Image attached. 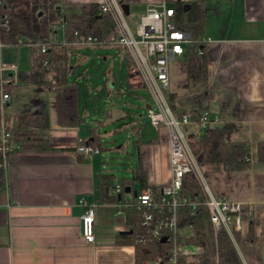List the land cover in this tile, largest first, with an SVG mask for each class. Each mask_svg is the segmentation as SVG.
<instances>
[{"label": "crops", "instance_id": "0c3cea01", "mask_svg": "<svg viewBox=\"0 0 264 264\" xmlns=\"http://www.w3.org/2000/svg\"><path fill=\"white\" fill-rule=\"evenodd\" d=\"M160 1L119 0L128 7V15L124 17L137 23L150 5ZM166 1L173 7L177 0ZM180 1L203 5L204 36L210 39L205 48L208 80L206 88L198 94L172 101V112L180 117L200 109L207 111L219 119L217 127H228V141L249 144L250 167L247 170L226 172L215 164L199 169L215 197L241 203V231L237 239L243 263L264 264V161H258L256 154L257 145L264 143V0ZM58 2L62 18L73 24L82 20L83 5L100 6L102 0ZM113 26L109 16L99 13L95 33L100 44L73 48L68 83L60 90H49L38 85L39 81L37 84L17 81L11 86L4 116L46 115L49 148L28 151L15 142L14 151L6 159L5 186L0 191V264L134 263L133 244L123 242L120 237L130 232L129 224L115 214L112 202L97 200L96 177L109 174L114 176V182L119 178L105 168L106 162L99 156L101 152L90 157L76 152L92 137L99 140L102 151L99 130L107 126V118L122 132L134 133L139 141L141 122L146 118V93L137 79L129 75L127 54L110 38ZM71 28L55 27L49 42L64 45L70 38ZM31 48L38 58V50ZM86 58L93 63L101 62V66L110 58L120 59L125 65V73L119 74V85L113 78L108 80V84H114L112 91L107 88L108 94L113 97L115 92L118 104L114 102L117 108L114 112V105L110 104L102 121L98 120L99 114L97 118L91 117L85 101L81 105L77 79L84 75V72L79 73V68ZM31 65L34 69L38 67L29 59L28 69L18 76L27 74ZM186 66L187 54L170 66L169 94L182 96L187 92L184 88ZM53 80L49 74L44 84ZM157 133L158 137L150 143L142 142L141 146L136 143V155L140 154L147 184L161 187L170 176L168 141L164 129H157ZM140 191L134 184L123 199H132ZM82 199L98 205L92 244L82 237Z\"/></svg>", "mask_w": 264, "mask_h": 264}, {"label": "built area", "instance_id": "2783aa9c", "mask_svg": "<svg viewBox=\"0 0 264 264\" xmlns=\"http://www.w3.org/2000/svg\"><path fill=\"white\" fill-rule=\"evenodd\" d=\"M2 0H0L1 8ZM102 15L109 16L113 21L111 40L122 47L131 60V72L142 89L148 102L146 118L156 129H164L167 133L169 157V181L160 187L156 195L149 189L141 190L132 199H122L113 203L115 214L127 220L129 212L135 213L138 225L148 237V240H162L169 246L167 255L157 257L149 264H200L207 260L203 243L206 236L198 231V243L187 241L183 244L178 240L177 213L181 206L192 210L204 207L208 214V237L215 246L217 264L218 234L225 231L230 242L235 246V234L241 231V203L232 202L226 197H215L203 181L199 166L189 148L186 135H190V128L195 126L197 133L208 128L217 127L219 119L207 111L201 113L196 121L190 115L176 117L167 101L169 94L170 66L180 60L191 48L190 34L177 27L174 22V9L166 1L161 0L157 5H150L140 18L136 33L133 35L127 25L119 0H102L100 4ZM8 25V19L0 11V29ZM69 22L64 20L59 28L66 29ZM72 29V28H71ZM207 46L210 39L203 40ZM100 44V41L90 36L78 33L74 29L64 45L73 48H87ZM0 47H2L0 45ZM31 47L45 54L48 43L45 40L35 41ZM47 63L45 62L44 65ZM18 75H6V67L0 63V155L5 163L8 155L13 151L11 134L7 131L4 112L10 100L3 89L7 85L17 83ZM77 154L90 157L99 155L101 150L97 146L82 144L76 149ZM192 174L200 184L201 197L191 198L181 195L183 177ZM122 188L117 182L110 190V195L119 197ZM83 208L81 215V231L85 242H94L95 209L97 202L80 201ZM129 230H130V226Z\"/></svg>", "mask_w": 264, "mask_h": 264}, {"label": "trees", "instance_id": "16d2710c", "mask_svg": "<svg viewBox=\"0 0 264 264\" xmlns=\"http://www.w3.org/2000/svg\"><path fill=\"white\" fill-rule=\"evenodd\" d=\"M23 1L29 5L27 8ZM121 4V2H119ZM58 0H2L1 14L7 17L8 25L0 29V45L13 46L19 48L27 46L29 59L37 63L34 69L31 65L27 74L18 76V82L43 85L49 90L58 91L68 83V75L71 71L69 60L73 47L62 45L61 43L51 44L48 40L55 27H59L63 21ZM174 22L181 30L190 34L192 46L187 51L186 93L182 96L167 94V101L172 108V101L186 96L198 94L207 85V59L203 41L204 36V10L203 5L198 2L186 3L177 0L174 5ZM100 6L95 3L83 5L82 20L79 23H71L72 29L85 36L96 38V26ZM65 20V19H64ZM67 21V20H66ZM38 40H45L48 43V50L45 54L36 57L31 45ZM99 41V40H98ZM47 63L44 65V63ZM129 62V75L132 63ZM52 75V83L44 84V78ZM12 85L4 87L3 91L10 93ZM173 110V108H172ZM203 110L191 112L190 119L196 121ZM1 119V115H0ZM5 126L11 134V142L20 143L21 149L28 151H40L49 148L48 132L49 121L46 115L39 114H16L5 117ZM228 127H212L202 133L194 140H188L189 148L199 167L204 165H220L226 172H240L250 167V148L247 142L228 141L226 138ZM140 146L142 142L136 141ZM86 144L100 146L99 140L92 137ZM257 160L264 161V143L257 145ZM137 166L132 170L131 178L116 179L122 188L119 197L109 196L110 190L114 186V176L100 174L96 177L99 197L98 201L104 203H114L121 201L126 190L132 191L134 184L140 190L149 189L154 195L160 191V187L149 186L147 184V174L144 170L140 154L136 155ZM3 159L0 155V191L5 186ZM201 189L198 181L192 174L183 177L181 195L191 198L201 197ZM127 224L130 226V234L121 237L123 242L132 243L134 246L135 260L133 264H149L157 257L167 255L169 246L161 243L160 240H148L145 231L139 227L135 213L127 214ZM208 223V214L204 207L192 210L186 206H181L177 213L178 240L180 244L191 241L198 243V231H202ZM237 236V234H236ZM235 236V237H236ZM217 264H242L233 244L228 239L225 231L218 234L217 244ZM200 264H216L214 260H205Z\"/></svg>", "mask_w": 264, "mask_h": 264}, {"label": "rangeland", "instance_id": "374dc122", "mask_svg": "<svg viewBox=\"0 0 264 264\" xmlns=\"http://www.w3.org/2000/svg\"><path fill=\"white\" fill-rule=\"evenodd\" d=\"M23 3L27 8H29V5L26 1H23ZM125 20L132 34L134 35L136 33L138 23L132 21L128 17H125ZM57 33L60 35L59 31ZM1 46L0 63L6 67V75H19L28 69L29 50L27 46H21L19 48L13 46ZM106 62L107 63H103L104 65L101 66V62L95 61L93 63L90 59L86 58V61L82 62L79 68V73L84 72V78L80 76L77 79L81 105L85 101L87 112L91 114L92 118H97V114H99V121H102L104 116L103 113H108L111 103L114 105L112 108L113 112L117 110L114 103L117 102L118 104V101L114 99L117 94L114 92V94H112L114 95L113 97L108 94L109 92L107 91V88H109L110 91L114 89V84H108V80L113 78L117 85H119V74L120 72L123 74L125 73V65L120 59L114 60L113 58H110ZM120 62L122 63L121 66L119 64ZM140 94L144 95L142 91H140ZM83 110L84 106L82 108V111ZM112 123L113 125L110 124L109 119L107 118L105 121V125L107 126L104 127V130H99V137L101 139V145L103 148L99 156L103 161L106 162L105 168H107L108 171L113 173L119 179L131 178V170L137 166V161L135 158L137 153V136L134 133L131 134L129 131L122 132L120 127L115 125L114 121ZM141 123L142 127L139 136L140 142L150 143L152 139L158 137L157 129L151 125L147 118H145ZM189 128L191 134L186 135L187 140L196 139L198 137L196 128L194 126ZM114 131L116 133H114ZM202 232L206 236V241L203 243L206 251L205 256L208 260H212L215 257L216 252L212 240L208 237V223L203 228ZM235 239L236 244L234 248L241 263L244 264L241 256L239 255L237 236Z\"/></svg>", "mask_w": 264, "mask_h": 264}, {"label": "water", "instance_id": "95a60500", "mask_svg": "<svg viewBox=\"0 0 264 264\" xmlns=\"http://www.w3.org/2000/svg\"><path fill=\"white\" fill-rule=\"evenodd\" d=\"M121 9H122L124 15L127 16L128 15V7H127V5H122L121 4ZM57 11L59 12V8H57ZM128 192H129L128 190L125 191V193H128ZM123 234H130V232L123 233ZM160 242L161 243H165V239L160 240Z\"/></svg>", "mask_w": 264, "mask_h": 264}]
</instances>
